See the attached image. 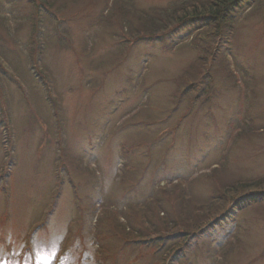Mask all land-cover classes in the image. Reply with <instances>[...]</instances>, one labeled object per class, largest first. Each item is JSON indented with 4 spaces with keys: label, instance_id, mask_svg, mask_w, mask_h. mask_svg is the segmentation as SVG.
<instances>
[{
    "label": "rangeland",
    "instance_id": "374dc122",
    "mask_svg": "<svg viewBox=\"0 0 264 264\" xmlns=\"http://www.w3.org/2000/svg\"><path fill=\"white\" fill-rule=\"evenodd\" d=\"M176 1L0 0V264H264V0Z\"/></svg>",
    "mask_w": 264,
    "mask_h": 264
},
{
    "label": "trees",
    "instance_id": "16d2710c",
    "mask_svg": "<svg viewBox=\"0 0 264 264\" xmlns=\"http://www.w3.org/2000/svg\"><path fill=\"white\" fill-rule=\"evenodd\" d=\"M171 5L172 6L170 8L159 10L158 15H153L152 13H148L149 16H145V17L149 19H147L146 21L141 20L143 25H150V26L154 25L155 24L154 22L157 21L165 22L166 25L164 24L165 26L161 30L154 31L152 33H146L145 35H139L138 37H136L137 39L133 41L134 42L138 40L156 41V39H159L160 42L161 41L165 42L167 40V34L171 33L169 37H173L174 35L180 34L181 27L186 25H191V26H197V29H201L204 27H212V29H210L211 31L207 32L208 34H212V37L209 36L208 38L199 39L200 41L199 45H201V43L207 45L206 42L209 41L210 38H213L216 35L219 36L220 34L222 35V33L219 32L223 30V27L226 26L230 21H233L232 19L237 17V14L238 12H240V9L244 10L249 5V3L247 2V0H191V1L178 0L175 3H172ZM163 19L165 20L162 21ZM167 29L171 30V32L166 33L168 32ZM161 32H165V33L161 34ZM185 37H186L185 33L180 34V39H183ZM65 164L67 165L66 161ZM251 192L258 193L260 198L264 197V191H261L260 193V190L254 189ZM95 215H96V211L91 213L92 216L91 219L92 221H94L93 225H95L96 228L98 229V227L100 226V220H99V216L93 219ZM125 230L131 231L132 229L131 227L126 226ZM32 234L33 233H30L28 235V238H33ZM181 234H183V231H181V233L180 231H176L174 234L161 235L156 237L155 236L144 237L138 235L137 237L129 238L125 236V240L126 242L133 243L132 245L134 244L147 245L154 243L155 246V244L158 243L159 245L158 248L163 250L170 240L173 241L174 238L180 236ZM188 240L185 241L188 242ZM60 246H62V242ZM177 251L178 250L173 249L170 252V255H168V257L166 258L164 264H171L173 254L176 253ZM186 252H187L186 250L182 249L183 254Z\"/></svg>",
    "mask_w": 264,
    "mask_h": 264
}]
</instances>
